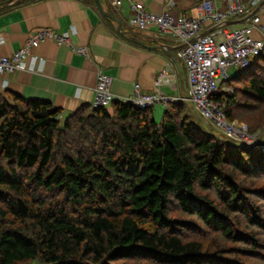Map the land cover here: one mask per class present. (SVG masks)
<instances>
[{
	"label": "trees",
	"instance_id": "trees-1",
	"mask_svg": "<svg viewBox=\"0 0 264 264\" xmlns=\"http://www.w3.org/2000/svg\"><path fill=\"white\" fill-rule=\"evenodd\" d=\"M225 80L224 117L259 136L264 45ZM154 112L0 93V264H264V150L183 100Z\"/></svg>",
	"mask_w": 264,
	"mask_h": 264
},
{
	"label": "crops",
	"instance_id": "crops-1",
	"mask_svg": "<svg viewBox=\"0 0 264 264\" xmlns=\"http://www.w3.org/2000/svg\"><path fill=\"white\" fill-rule=\"evenodd\" d=\"M131 1L115 4L113 0H100L109 16L101 13L95 0H0V56L10 55L39 27L69 32L71 43L86 49L82 54L53 38L44 39L29 48L24 68L0 72V93L12 91L48 100L61 107L65 117L79 105L91 103L97 72L103 69L112 77L110 89L116 96L132 95L138 83L140 94L158 92L170 97L152 105L159 117L162 109L175 101L172 98L186 96L188 90L186 65L177 54L180 40L161 33L153 24L145 28L133 26L129 22ZM168 1L144 0V4L146 9L159 12L167 8ZM199 1L174 0L170 9L174 14L197 17ZM219 1V8H223V0ZM242 1L251 7L249 0ZM251 8L264 24V0ZM248 21L244 14H237L229 17L226 25L234 27ZM201 24L203 31L211 27L205 18ZM251 35L264 38L257 27L251 29ZM175 58L180 61L184 83Z\"/></svg>",
	"mask_w": 264,
	"mask_h": 264
},
{
	"label": "built area",
	"instance_id": "built-area-1",
	"mask_svg": "<svg viewBox=\"0 0 264 264\" xmlns=\"http://www.w3.org/2000/svg\"><path fill=\"white\" fill-rule=\"evenodd\" d=\"M258 0H249L253 7ZM119 4L121 0H113ZM219 0H200L197 5L198 16L174 14L170 7L174 0H169L167 8L156 12L146 9L144 0H132L130 7L132 14L129 22L136 28H145L153 24L164 34L180 40L178 56L186 65V81L188 96L172 98L191 102L197 107L207 121L223 132L226 138H234L244 143L257 139L256 133H249L243 122L227 120L222 112V103L213 98L218 92V83L228 78L226 67L233 64L241 69L248 68L255 56L262 50L264 38H255L251 29L257 27L264 33V24L259 22V16L251 7H247L242 0H223V8H219ZM253 5V6H252ZM244 14L249 19L247 24L228 27L229 17ZM208 19L211 27L202 29V19ZM69 32H58L52 28L39 27L34 29L25 42L10 55L0 56V72L22 69L25 67L24 58L31 46L37 45L46 38H53L58 44H67L74 51L86 54L84 46L71 43ZM112 77L103 69L96 75L92 105L108 107L114 100L131 103L138 107L153 105L158 100L170 97L160 93L140 94L139 84H134V93L130 96L119 97L110 89ZM157 84L160 80L156 81ZM222 90L230 91L229 86ZM258 146L264 150V143Z\"/></svg>",
	"mask_w": 264,
	"mask_h": 264
},
{
	"label": "water",
	"instance_id": "water-1",
	"mask_svg": "<svg viewBox=\"0 0 264 264\" xmlns=\"http://www.w3.org/2000/svg\"><path fill=\"white\" fill-rule=\"evenodd\" d=\"M95 1H96V3H97V5H98V7H99V9H100V11H101L102 14L111 16L109 12H106V11L102 8L101 3H100V0H95ZM0 7H1V6H0ZM117 21H118V20H117ZM118 23L120 24L119 21H118ZM135 38H136V37L134 36L133 39H135ZM136 40H137V39H136ZM173 60H174V62H175V64H176V66L179 68V77H180V79H181V82L184 83V82H185V78H184V76H182V68H181V66H180V61H179V59H176V58L173 59ZM186 96H188V90L186 91ZM185 102H186V101H185ZM186 103L188 104L189 108L192 110V112H193L195 118L200 122V124H201L203 127H205L206 130H208V131H212L213 133H215V134H217V135H219V136L224 137V136H223V132H222L220 129H218L217 127H215L212 123H210L209 121H207V120L205 119V117L201 114L200 110H199L197 107H195L191 102H188V101H187ZM224 138H225L226 140L231 141L232 143L237 144V145H240V146H242V147H244V148H252V147H254V146H258V145L261 144V143H264V128H263V130L261 131V133L259 134V136L257 137V139H256L255 141H253V142L244 143V142L239 141V140H236V139H234V138H226V137H224Z\"/></svg>",
	"mask_w": 264,
	"mask_h": 264
},
{
	"label": "rangeland",
	"instance_id": "rangeland-1",
	"mask_svg": "<svg viewBox=\"0 0 264 264\" xmlns=\"http://www.w3.org/2000/svg\"><path fill=\"white\" fill-rule=\"evenodd\" d=\"M241 68H238L237 66H235V65H233V64H230V65H228L227 67H226V73H227V76L229 77V78H232V77H234L235 75H238V74H240L241 73ZM225 86H229L228 84H227V82H226V80H222V81H220L219 83H218V88H219V90H222V87L224 88ZM230 87V86H229ZM108 108H110V105L108 106ZM158 111L156 110L155 112H154V114L157 116L158 115V113H157ZM236 122H243V121H240V120H237V119H234ZM198 121V120H197ZM197 121H195V119H193V122L195 123V125L197 126V128L198 129H200L201 127H203V126H200V125H198L197 123H200L199 121L197 122ZM244 123V122H243ZM203 128H205V127H203Z\"/></svg>",
	"mask_w": 264,
	"mask_h": 264
}]
</instances>
